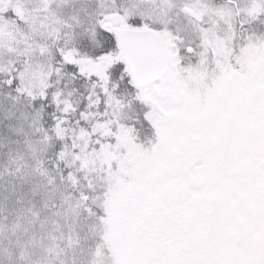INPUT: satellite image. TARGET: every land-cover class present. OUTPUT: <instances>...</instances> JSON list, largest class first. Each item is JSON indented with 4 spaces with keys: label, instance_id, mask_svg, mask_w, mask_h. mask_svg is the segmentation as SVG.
<instances>
[{
    "label": "snow or ice",
    "instance_id": "1",
    "mask_svg": "<svg viewBox=\"0 0 264 264\" xmlns=\"http://www.w3.org/2000/svg\"><path fill=\"white\" fill-rule=\"evenodd\" d=\"M0 264H264V0H0Z\"/></svg>",
    "mask_w": 264,
    "mask_h": 264
}]
</instances>
